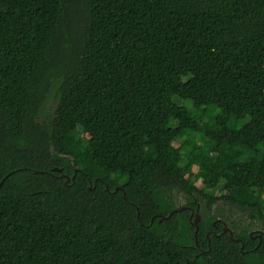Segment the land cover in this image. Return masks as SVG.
<instances>
[{
    "label": "trees",
    "instance_id": "1",
    "mask_svg": "<svg viewBox=\"0 0 264 264\" xmlns=\"http://www.w3.org/2000/svg\"><path fill=\"white\" fill-rule=\"evenodd\" d=\"M0 264H264V0H0Z\"/></svg>",
    "mask_w": 264,
    "mask_h": 264
},
{
    "label": "rangeland",
    "instance_id": "2",
    "mask_svg": "<svg viewBox=\"0 0 264 264\" xmlns=\"http://www.w3.org/2000/svg\"><path fill=\"white\" fill-rule=\"evenodd\" d=\"M176 146V148H178L179 143H176ZM193 171L196 172L197 167L194 166ZM197 184L199 186L202 185L201 181H198ZM178 197V204L183 205L185 203L184 195L178 194ZM212 211L218 214L222 221H224V219L226 218L230 221L235 222L236 231H240L243 228H249L253 234L263 230L259 222H254L251 220L248 211L242 210L236 206L225 204L224 202H219L213 206ZM227 226L229 227V225Z\"/></svg>",
    "mask_w": 264,
    "mask_h": 264
},
{
    "label": "water",
    "instance_id": "3",
    "mask_svg": "<svg viewBox=\"0 0 264 264\" xmlns=\"http://www.w3.org/2000/svg\"><path fill=\"white\" fill-rule=\"evenodd\" d=\"M54 171L62 172V169L55 168ZM76 173H77V171H76ZM63 176H65V177L67 178L68 181L71 180V177H69L68 175H63ZM73 179H74V178H73ZM107 189H108V188H107ZM118 189H119V188H116L115 191H117ZM185 208H186V207H183V208H181L180 210H183V209H185ZM198 209H200L199 206H198ZM177 211H179V210H177ZM173 213H174V212H172L168 217L172 216ZM193 213H194V210H193ZM164 218H167V217H164ZM200 220H201V214L198 212V213L196 214V218H195V220L193 221L194 225H196V227H197V230L199 229V222H200ZM217 221H218V220H217ZM223 231H225V232H229V233L231 234L232 238H234L233 230H232L230 227H228L226 223H224V230H223ZM251 235H253V234H251ZM260 238H261V236H260ZM235 240H236V241H239L240 239H239V238H235Z\"/></svg>",
    "mask_w": 264,
    "mask_h": 264
},
{
    "label": "flooded vegetation",
    "instance_id": "4",
    "mask_svg": "<svg viewBox=\"0 0 264 264\" xmlns=\"http://www.w3.org/2000/svg\"><path fill=\"white\" fill-rule=\"evenodd\" d=\"M190 210H191V213H190L191 219H193V221H194L195 218H196V214L199 212V209L198 208L197 209L190 208ZM193 210H194V213H193ZM218 221L219 222H222L223 224L226 223V222L222 221L221 219H218ZM260 235H261L260 233H255V234L252 235V237L254 239H258L259 240V243H261L262 242V238H260ZM261 237H262V235H261Z\"/></svg>",
    "mask_w": 264,
    "mask_h": 264
}]
</instances>
